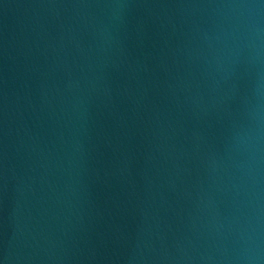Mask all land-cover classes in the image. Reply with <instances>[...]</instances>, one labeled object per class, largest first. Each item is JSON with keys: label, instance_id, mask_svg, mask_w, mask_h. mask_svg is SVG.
Instances as JSON below:
<instances>
[{"label": "water", "instance_id": "95a60500", "mask_svg": "<svg viewBox=\"0 0 264 264\" xmlns=\"http://www.w3.org/2000/svg\"><path fill=\"white\" fill-rule=\"evenodd\" d=\"M250 247L264 264V0H0V264Z\"/></svg>", "mask_w": 264, "mask_h": 264}, {"label": "clouds", "instance_id": "9594fccd", "mask_svg": "<svg viewBox=\"0 0 264 264\" xmlns=\"http://www.w3.org/2000/svg\"><path fill=\"white\" fill-rule=\"evenodd\" d=\"M239 9L238 22L241 26L247 27V32L251 40H256L259 37L260 29L255 25L253 20L254 5L240 4L234 6ZM250 264H255L259 259L260 251L258 247H250L248 250Z\"/></svg>", "mask_w": 264, "mask_h": 264}]
</instances>
